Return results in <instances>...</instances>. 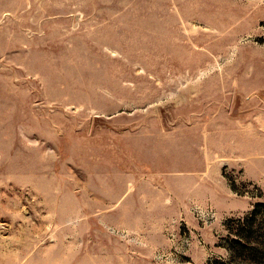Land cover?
I'll return each instance as SVG.
<instances>
[{
	"label": "rangeland",
	"instance_id": "obj_1",
	"mask_svg": "<svg viewBox=\"0 0 264 264\" xmlns=\"http://www.w3.org/2000/svg\"><path fill=\"white\" fill-rule=\"evenodd\" d=\"M263 80L264 0H0V264H250Z\"/></svg>",
	"mask_w": 264,
	"mask_h": 264
},
{
	"label": "trees",
	"instance_id": "obj_2",
	"mask_svg": "<svg viewBox=\"0 0 264 264\" xmlns=\"http://www.w3.org/2000/svg\"><path fill=\"white\" fill-rule=\"evenodd\" d=\"M260 209H264V203L255 204L249 215L236 223L235 231L230 229V232L237 237L236 240L229 242L228 250L231 259L233 258L231 251L234 249L238 256L248 258L250 264H264V241H258V231L253 226L254 218Z\"/></svg>",
	"mask_w": 264,
	"mask_h": 264
},
{
	"label": "crops",
	"instance_id": "obj_3",
	"mask_svg": "<svg viewBox=\"0 0 264 264\" xmlns=\"http://www.w3.org/2000/svg\"><path fill=\"white\" fill-rule=\"evenodd\" d=\"M264 81V80H263ZM204 148H206L205 149V152L203 153V156L205 157H207V158H210V156H211V152H210V150H208L207 149V146L206 147H204ZM210 148V147H209ZM191 160H193V159H191ZM191 160H187V163H186V166H187V168H185V171H183V172H186V173H188V174H190L191 176L189 177V180H190V183L188 184V186H187V190H190V191H194L193 189H194V182H195V178H194V172H197L198 170H196L197 168L194 166V162L193 161H191ZM189 161H191V162H189ZM182 169H184V168H182ZM175 172H178V171H180V170H178V168H175V169H173ZM193 174V175H192ZM202 174H203V180H206V179H209L210 178V173L208 172L207 174H205V170H203L202 171Z\"/></svg>",
	"mask_w": 264,
	"mask_h": 264
}]
</instances>
